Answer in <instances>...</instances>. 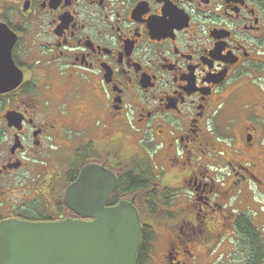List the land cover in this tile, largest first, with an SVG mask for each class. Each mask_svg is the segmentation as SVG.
Instances as JSON below:
<instances>
[{"label": "flooded vegetation", "instance_id": "af4514ba", "mask_svg": "<svg viewBox=\"0 0 264 264\" xmlns=\"http://www.w3.org/2000/svg\"><path fill=\"white\" fill-rule=\"evenodd\" d=\"M118 130L153 149L128 153L154 175L136 196L158 194L155 264H253L264 0H0V221L48 214L75 168L118 177Z\"/></svg>", "mask_w": 264, "mask_h": 264}, {"label": "water", "instance_id": "95a60500", "mask_svg": "<svg viewBox=\"0 0 264 264\" xmlns=\"http://www.w3.org/2000/svg\"><path fill=\"white\" fill-rule=\"evenodd\" d=\"M116 183L104 167L87 165L66 187L64 204L87 220L0 221V264H134L141 220L129 201L105 205Z\"/></svg>", "mask_w": 264, "mask_h": 264}, {"label": "trees", "instance_id": "16d2710c", "mask_svg": "<svg viewBox=\"0 0 264 264\" xmlns=\"http://www.w3.org/2000/svg\"><path fill=\"white\" fill-rule=\"evenodd\" d=\"M79 169L75 168L71 171L73 177L69 178V180H73L77 176ZM153 176L154 175L148 161H140L138 159L130 161L129 165L119 174L118 186L115 191L109 196L106 204L115 205L123 198L130 200L131 196H135L136 190L154 185L152 181ZM153 191L159 192L157 188H154ZM164 191L165 189L161 190V192ZM157 195L155 196V198H157ZM155 198H144L140 200H137L136 198L134 202L135 204H137V202L139 204L141 203L143 207H147L148 210H146L145 212L146 215L150 216L153 215V213H155L157 210L156 202H159V200H156ZM47 205L50 209L52 208V211L55 209V212L52 213L49 209L51 213L48 212V214H33L31 216L28 215V219L33 221H47L52 219L60 220L64 218H71L74 216V212L63 204L62 197H60L59 199L48 200ZM137 208L139 209L140 206L137 205ZM238 231H241V233H243L242 229H239ZM253 232L255 233L256 237L255 244L252 245L249 242L246 249L249 252L248 256L250 258L252 256H255L253 264H262L264 260V240L261 238L257 227H253ZM154 238L155 232L153 228L150 225L142 224L141 242L134 264H147V262L151 260L152 241L154 240ZM246 264H250L249 258Z\"/></svg>", "mask_w": 264, "mask_h": 264}, {"label": "rangeland", "instance_id": "374dc122", "mask_svg": "<svg viewBox=\"0 0 264 264\" xmlns=\"http://www.w3.org/2000/svg\"><path fill=\"white\" fill-rule=\"evenodd\" d=\"M98 127H102V128H106L107 130H109V126L105 125L103 122L100 123V125ZM134 131V130H133ZM113 139L118 141L119 147L114 149V154H117V156H115L116 159H119L123 162H125V160H128L127 162L130 163L131 161V157L130 155H135L138 158H144V155L147 154L149 157H152L153 155V149L141 138L138 137V135L136 134V132H132V131H125V132H121L120 130H118L114 136H112ZM128 145L127 150L125 145ZM136 143V147H134V144ZM133 144V147H132ZM130 155H129V153ZM58 191H54L53 193H51L52 195L57 193ZM50 194V195H51ZM29 193H28V197H29ZM55 197V195H53ZM45 199V198H44ZM44 203L47 204L46 200H43ZM43 203V204H44ZM41 206L40 202L35 201L33 203V207L36 208L37 210H40L41 207L44 208L45 204ZM137 205L140 206L143 215L141 217L142 223H146V224H153V219L151 217H148L146 215H144V209L145 207H143V205L137 202ZM48 206V205H47ZM259 206L260 209L262 211V213H264V200H259ZM256 208V207H255ZM49 206L47 208V210H49ZM258 208L255 209V211H257ZM49 213H51L50 211H48ZM255 227H257L260 235L263 237L264 239V219L260 220V221H256L255 223H253ZM155 225V229L157 230L156 234H155V238L152 241V249H151V260L149 262H147V264H155L159 257H160V253L163 250L164 246H165V232L166 229L159 223L154 222ZM248 243H246V247H247ZM229 253V252H228ZM231 257L235 258L237 255H239L238 249L234 248L231 250ZM224 264H235L234 262L229 263V258L227 259V262H224ZM264 264V263H263Z\"/></svg>", "mask_w": 264, "mask_h": 264}]
</instances>
